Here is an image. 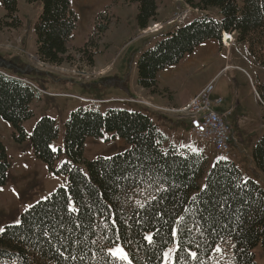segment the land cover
Returning <instances> with one entry per match:
<instances>
[{"label":"trees","instance_id":"1","mask_svg":"<svg viewBox=\"0 0 264 264\" xmlns=\"http://www.w3.org/2000/svg\"><path fill=\"white\" fill-rule=\"evenodd\" d=\"M24 1L42 4L34 30L43 62L60 66L75 61L77 52L95 65L114 19L110 10L96 18L94 30L76 50L74 0ZM126 1L139 8L140 30L156 21L158 0ZM183 2L201 14L216 10L219 19L201 16L143 51L137 64L139 87L166 94L159 75L204 43L221 42L224 33L234 34L264 70V0ZM0 6L3 26L19 27L18 0H0ZM14 74L0 69V119L13 127L15 142L22 144L29 138L24 124L35 117L33 104L43 98ZM256 91L264 104V85ZM148 113L143 108L80 107L66 124L63 149L53 148L60 134L57 121L41 117L30 136L35 157L68 182L24 211L19 223L4 228L0 264H164L175 244L173 264H257L256 249L264 250V188L246 179L231 160L218 159L210 166L204 153L175 146ZM91 139H121L128 147L115 156L89 160ZM253 159L264 173V135L254 146ZM10 169L0 136V191ZM119 246L127 259L114 254Z\"/></svg>","mask_w":264,"mask_h":264},{"label":"rangeland","instance_id":"2","mask_svg":"<svg viewBox=\"0 0 264 264\" xmlns=\"http://www.w3.org/2000/svg\"><path fill=\"white\" fill-rule=\"evenodd\" d=\"M18 3L21 25L17 28L3 26L5 11L0 6V69L3 72L10 75L14 74V72L20 73L18 75L22 79L36 84V86L39 87L41 86L35 81L38 80V78L39 81L40 79L44 80L46 84L52 81L56 84L60 78L63 83L68 82L70 78H72V81L74 78L78 82L83 83L95 80L101 75L98 70L96 71L91 68L93 66H90L86 62L82 53L75 52L76 60L60 65L58 66L59 68L55 65L43 62L38 56L34 30L39 15L42 12V4L41 2L37 4H28L24 0H18ZM119 4L122 6H119ZM74 7L79 16L78 28L75 32L73 41V45L76 46L75 49L79 50L84 46L87 37L95 28L96 18L100 14L110 10L114 16L110 37L113 44L109 49V46L106 47L108 50L103 49L104 47H102V49L106 51L107 60H114V63H116L115 67L119 68L123 65L128 66V77L130 79L127 83H133L135 79L138 82V69H134V63H136V65L138 64L143 49L147 50L153 45L151 44L149 46L145 40L141 41L138 37V32L136 30L139 12L138 6L129 4L126 0H74ZM205 13L209 14L211 17L215 15L212 12ZM180 14L182 13H177L173 17ZM194 14L190 21L199 17V13L196 14L194 12ZM206 14H203V16ZM177 25L178 24H176V26L173 25L174 27L170 26L169 28L174 29ZM153 33L146 29L142 34L147 38H151ZM162 33L163 32L158 34ZM235 39L234 44L230 46H227L224 41L220 43V45L217 46V51L210 54L211 60L199 70H186L185 75L183 76L182 74L181 77L178 78L175 83L176 88L172 91L175 92L176 98H186V95L199 90L211 80L216 79V90L212 95V100L215 98L223 99L224 103L222 109H229L232 111V117L227 121L234 130L236 143L233 144L229 155H223L212 148H206L197 136H192L190 140L186 139L183 141H187L189 147H193L194 150L197 151H199L198 149L206 148L216 159L222 157L233 161L242 170L246 179H252L264 188V173L257 169L253 159L254 146L264 135V104L261 102L257 91L255 92V90L259 89L260 85H264V70L253 61L247 47L243 44H239L237 38ZM247 73L250 75L251 79ZM253 85L255 86V90ZM49 86V90H51L49 91L47 89L49 93L54 95L59 94L60 96L51 98L50 95L47 96L49 94L47 93V95H43V99H38L35 103L37 104L35 108V117L24 124L25 130L27 134H29L28 140L19 144L15 142L13 137L14 146L20 148L19 152H21V156L19 155L13 158V152L10 150L12 154L11 169L8 174L7 184L0 191V233L6 226L19 223L20 216L24 211L28 210L37 202L46 199L59 188L66 187L67 185L68 180L66 176H55L51 174L48 167L36 159L30 140V136L37 122L41 119L39 113L45 108L44 103L47 104L50 103L51 100H58L57 102L62 106L60 110L56 107V112L50 114L51 118L55 119L59 125V139H62L65 135L66 124L71 113L80 107L104 111L111 108L128 109L131 111L142 109L141 106L127 103H106L103 105L86 103L79 98H99L85 97L71 92H56L54 91L56 89L55 87V89H53L51 88V84ZM167 91L168 92L164 95H153L149 91L146 93L140 91L135 98H140L141 100L145 99L153 105L156 104L155 106L158 107L178 108L169 103L171 95L169 90ZM100 100H112V98ZM165 100L168 102L165 103ZM53 107L55 106H52V108ZM143 109L150 111L151 113L148 114L151 117L156 114L155 116H162L172 119L174 122L181 123L173 126L176 129L181 128L186 132L184 134L185 137L189 138L188 133L190 129L188 130V128L185 127L188 125L182 124L186 122L179 121L175 115L170 113L162 114L154 108L149 109L148 107H144ZM47 116L50 117L49 115ZM155 124L157 125L156 122ZM167 131L169 132V130ZM165 136L170 141V138L166 134ZM57 142L58 139L55 142L56 149ZM112 147L114 148L106 150L107 152L102 154L104 155L103 157H112L121 152L115 145ZM189 147L180 148L188 149ZM64 161L63 158L61 163L57 166L59 167L62 165ZM175 251L176 244L166 252L164 264H173ZM255 253L257 264H264V250L262 247H258ZM114 254L119 258L127 259V253L121 246L115 248Z\"/></svg>","mask_w":264,"mask_h":264},{"label":"crops","instance_id":"3","mask_svg":"<svg viewBox=\"0 0 264 264\" xmlns=\"http://www.w3.org/2000/svg\"><path fill=\"white\" fill-rule=\"evenodd\" d=\"M157 3L159 6V12H158L157 19H156V21H153L150 23L148 29L150 27H152L154 24H161L163 26V30L161 32H163V33L158 34V33L152 32L153 36H151V38H147V37L143 36V34H142L143 30H140L138 28V26L136 27V30L138 32V37L141 39V41L145 40L149 46L151 44L154 45L166 33L172 32L176 28L181 27V26L177 25L176 28L171 29V28H169L170 26H168L167 23L173 19V16L175 14L185 13V12L189 11V9L191 8L187 4H185V2H183V0H158ZM119 6H122V5L119 4ZM211 12L215 14L213 16L214 18L219 19V16H218L216 10L209 11V13H211ZM193 14H194L193 12H190V15L192 17H193ZM201 16H203V14L202 15L199 14V17H201ZM199 17H197V18H199ZM112 26H113V24L111 25L110 30L108 31V33L104 39L103 45L101 46L102 53L95 58V65L93 67H91L96 71L98 70L99 74L101 73V75L97 79L90 80L89 82L81 83V82H78L77 80H75L74 78L72 81V78H70L68 82L63 83V81L60 78V80L57 81L59 83L56 82V84H54V81H52L49 84H46V82H44V80H42V79H40V81H39V78H38V80H35V81H37L38 84L42 88H45L48 90L50 89L49 85L51 84V88H53V89L56 88L54 90L56 92H60V91L61 92H71L74 94L77 93V95L90 97V98H99V99H110V98L118 99V98H127V97H134L135 98V96H137V93L140 91L142 93L148 92L147 90L139 87L136 79H135V82H133V83H127L130 79L128 77V69L129 68L127 65L126 66L123 65V66L117 68V67H115L116 63H114L113 59H111V60L106 59V51H103V49L108 50L111 47V45L113 44L112 41L110 40L111 33H112V31H111ZM174 26H176V25H174ZM174 26H172V27H174ZM161 32H159V33H161ZM228 35H231V34H228ZM235 38H236V36H234V39ZM224 40H225V38L223 36L221 42L211 40V41L204 43L203 45L198 47L192 55H188L180 64L162 72L159 75V86H160V88L169 90V93L171 95L170 99H169L170 104L175 105L177 107H182V106L188 104L209 83L208 82L206 85L201 87L199 90H197L195 92H191L189 95H186V98H184V97L176 98L175 92L172 91L176 88L175 87L176 81L178 80V78L181 77L182 74H183V76L185 75L186 70H188V71L196 70L197 71L203 65L207 64L211 60L210 54L215 53L217 51V46H219L220 43H223ZM102 47H104V48L102 49ZM106 47H108V49ZM143 51H145V49H143ZM143 51H141V52H143ZM134 64H135L134 65V69H135V68H137V65H136V63H134ZM56 67L59 68L58 66H56ZM13 76L18 78L19 80L20 79L23 80L17 74H14ZM249 77H250V75H249ZM250 79H251V77H250ZM60 82H61V84H60ZM49 91H51V90H49ZM115 94H118V95H115ZM95 96H97V97H95ZM99 96H101V97H99ZM57 101L58 100H53V101L51 100L50 103H47V104L44 103L45 108L41 110V113H39L40 116L41 117L47 116V115L50 116L51 113L56 112V107L59 108V110H60L62 106ZM167 102L168 101L165 100V103H167ZM36 105L37 104H35V103L33 104V109L35 111V114H36V109H35ZM52 106H55V107H53L55 109H53ZM116 109H121V108H116ZM136 110L141 111V109H136ZM216 110L219 113H221L222 115L230 113V116H228L227 120H229L230 117H232V111L229 109H222V107H221V108H217ZM155 115L153 117H151V116L150 117L153 119L154 122L157 123V126L161 129V131L164 132L170 138V141L172 143H174L175 145H177L179 147H185V148L189 147V144L187 143V141H183V140H186V139L190 140V138H192V136H196V135L193 133V131H192V129L188 123H182V124H187L188 126H185V127H187L188 130L190 129L189 133H188L189 138H186L184 135L186 133L185 131H183L181 128L176 129L174 127L177 124H181V123L174 122L172 119H169V118H164L162 116H155ZM167 130H169V132ZM13 131H14L13 127L9 123H6L0 119V136L2 137L3 142L7 148L10 163L12 162V158H11L12 154L10 153V150H11V152H13V158L16 156H19V155L21 156V154H20L21 152H19L20 148H18L17 146H14ZM242 135L246 136L245 134H242ZM179 136H181V137H179ZM55 142L53 143L54 149H56L55 148ZM113 144L121 152L126 150L128 147L126 142L121 140V139H116V140H113L111 142H106L104 139H100V140L91 139V140H89L87 142V148H86L87 159L94 160V159H97L101 156H104L102 154H104V152H107L106 150H111L112 148H114V147H112V146H114ZM105 145H107V146H105ZM63 146H64V137L62 139L58 138L57 149H63ZM189 148L194 149L193 147H189ZM206 148L205 149H198V150L207 156V158L209 160V164H210V166H212L214 164V162L218 159H216V157H214V155L211 152L209 153V151ZM219 159H224V158L220 157ZM227 160H229V159H227Z\"/></svg>","mask_w":264,"mask_h":264},{"label":"built area","instance_id":"4","mask_svg":"<svg viewBox=\"0 0 264 264\" xmlns=\"http://www.w3.org/2000/svg\"><path fill=\"white\" fill-rule=\"evenodd\" d=\"M192 10V11H190ZM190 12H195L196 14H201V11L198 9L190 8L189 11L182 13L180 15H176L173 19L167 23L169 26H173L178 24L179 26H184L190 22L192 16ZM163 30V26L161 24H154L147 31L151 33H159ZM232 38V44H234V34L230 35ZM216 79L209 82L201 92L188 104L178 107V108H165L158 107L148 102L147 100L134 97L127 98H118L112 100H100V99H87V98H79L83 102L86 103H94L97 105H103L106 103H121V104H132L138 105L142 108L148 107L149 109L154 108L158 112L165 114L170 113L176 116L179 121L186 122L190 125L193 133L200 139V141L209 148L214 149L215 151L229 155L232 146L236 143V138L234 136V130L229 125L227 118L230 116V113L222 115L216 109L221 108L223 106V99L215 98L212 100V95L216 90ZM27 85L32 87L37 93L43 97V95H47L49 93L46 90H43L36 86L35 84L23 80ZM253 84V83H252ZM255 90V87L253 85ZM256 92V90H255ZM54 98L55 96H60L59 94L54 95L49 93L47 96Z\"/></svg>","mask_w":264,"mask_h":264},{"label":"bare ground","instance_id":"5","mask_svg":"<svg viewBox=\"0 0 264 264\" xmlns=\"http://www.w3.org/2000/svg\"><path fill=\"white\" fill-rule=\"evenodd\" d=\"M224 38H225V40H224L225 44L227 46H230L232 44V38L230 37V35L225 33L224 34Z\"/></svg>","mask_w":264,"mask_h":264},{"label":"snow or ice","instance_id":"6","mask_svg":"<svg viewBox=\"0 0 264 264\" xmlns=\"http://www.w3.org/2000/svg\"><path fill=\"white\" fill-rule=\"evenodd\" d=\"M149 240H151V237H148Z\"/></svg>","mask_w":264,"mask_h":264},{"label":"water","instance_id":"7","mask_svg":"<svg viewBox=\"0 0 264 264\" xmlns=\"http://www.w3.org/2000/svg\"><path fill=\"white\" fill-rule=\"evenodd\" d=\"M225 34V33H224Z\"/></svg>","mask_w":264,"mask_h":264}]
</instances>
